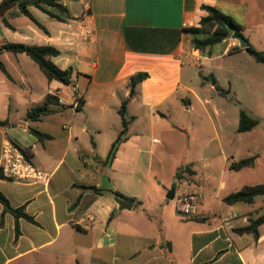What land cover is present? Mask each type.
<instances>
[{
	"label": "crops",
	"instance_id": "0c3cea01",
	"mask_svg": "<svg viewBox=\"0 0 264 264\" xmlns=\"http://www.w3.org/2000/svg\"><path fill=\"white\" fill-rule=\"evenodd\" d=\"M64 5L65 22L30 8L44 29L16 7L1 12L9 26L0 18V45L56 47L61 55L54 62L73 71L84 103L75 109V93L68 96L63 84L48 81L26 54H0L8 72L0 69V121L8 120L0 127V192L13 209L24 208L36 221L20 219L16 236V218L0 202V264H264V224L258 237L235 231L264 215V195L250 204L223 201L246 186L264 184V150L240 159L258 155L254 166L230 168L240 160L221 141L218 106L205 82V94L198 93L185 70L192 62L203 68L201 58L210 69L215 59L240 47L232 35L217 44L218 55L217 45L206 51L210 55L193 49L186 30L200 25L207 15L203 6L230 16L249 44L264 51V0H64ZM86 29L91 36H82ZM139 73L148 78L130 97V79ZM210 89L225 91L218 79ZM49 94L63 100L62 109L28 121V112ZM128 99V131L108 163L122 131L119 109ZM113 114L121 128L106 135ZM187 120L194 132L206 125L211 134L192 146ZM258 121L253 130L238 133H252ZM30 128L53 138L41 142ZM6 144L30 149L29 161L44 180L6 175L1 169ZM256 172L262 175L258 182L250 179ZM107 183L134 202L131 210L118 209ZM184 196L194 199L191 215L178 212Z\"/></svg>",
	"mask_w": 264,
	"mask_h": 264
},
{
	"label": "trees",
	"instance_id": "16d2710c",
	"mask_svg": "<svg viewBox=\"0 0 264 264\" xmlns=\"http://www.w3.org/2000/svg\"><path fill=\"white\" fill-rule=\"evenodd\" d=\"M11 6L18 8L20 13L28 17L35 25H37L41 29L44 28L31 14V7H35L51 18L61 22H65L66 19L69 18L68 12H66V7L64 5V0H3L0 3V18L7 26H9V23L4 17L1 16V12ZM202 9L207 12V15L201 19L200 25L198 27H190L186 30L187 33H190L192 35V46L195 51L204 53L207 50L212 49L214 46L221 43L224 39L228 38L230 30L233 31V38L244 37L242 28L230 16L222 13L215 7L203 6ZM240 50H245L254 58L257 63L264 66V51H257L250 45L247 49L235 47L230 52L233 53ZM3 52H11L16 55L26 54L37 64L48 81H57L64 86H74L73 71L70 69H62L57 64H55L54 59L58 58L61 55V52L54 46L27 45L23 43L6 42L0 45V54H2ZM0 69L8 75L6 67L1 59ZM147 78L148 74L139 73L137 75H134L130 79V97L134 95L135 88ZM59 99L60 98L57 96L51 94L47 95L41 105L32 108L28 112L27 120L31 122H37L45 116L57 113L62 109ZM80 102L81 105L84 103L83 98H81ZM128 103L129 99L125 100L119 109V115L122 120V131L118 135L117 139L112 143L111 149L106 159L108 163H110L115 158L119 145L125 140L129 125V122L126 118ZM7 124L8 120L0 121V127H4ZM258 124L259 121L257 119L252 118L247 112L243 110L240 111L238 127V131L240 133L251 131L256 126H258ZM29 131L34 134L41 142L53 138L51 135L43 134L36 129L30 128ZM21 152L26 157V159H31L32 153L30 149H22ZM257 158L258 155H255L253 157L240 160L239 162L233 163L230 168L232 170L239 171L244 168L252 167L255 165ZM182 173L183 171H179L176 175V178L181 179ZM95 191L101 193L106 192V190L104 189H95ZM263 195L264 184L256 186H246L236 193L229 194L223 199V201L228 205H235L238 203L250 204L254 202L256 197ZM0 202L4 205L5 211L12 213L16 218V236H18L20 233L18 226V222L20 219H25L30 223H36L34 218L25 212L24 208L13 209L10 206L8 199L1 192ZM262 224H264V215L257 219L250 220L249 225H247L246 227L237 228L235 229V231L239 234L248 233L253 234L255 237H258V229Z\"/></svg>",
	"mask_w": 264,
	"mask_h": 264
},
{
	"label": "rangeland",
	"instance_id": "374dc122",
	"mask_svg": "<svg viewBox=\"0 0 264 264\" xmlns=\"http://www.w3.org/2000/svg\"><path fill=\"white\" fill-rule=\"evenodd\" d=\"M219 47L221 46L217 45L214 48V55L217 54V50L220 49ZM205 53L206 55H210V52ZM27 59L30 61L31 67L38 71L36 64L30 58ZM200 61L203 68L193 65L192 62L190 65L185 66V70L191 75L189 78L193 80V86L198 93L205 94L202 88L204 82L208 86L210 96L218 106L220 113L219 122L224 128L220 133V138L224 143L227 154L235 152L236 158L240 160L253 154V152L263 151L264 66L256 63L247 52H233L228 57L215 59L211 63L212 67L210 69L206 65L209 63L205 62L203 58ZM58 66L63 67V64L59 63ZM213 78L218 79V84L222 86L225 90L224 92L212 91L210 89V86L215 83ZM229 85L230 90L228 89ZM63 89L68 96L70 93L76 92L74 86H63ZM241 110L247 112L255 119H260V126L250 134H239L237 131ZM196 114L199 115L197 111ZM91 116H95L93 111ZM113 119H115V123L108 124L104 134L110 135L112 132H116V127L121 128L120 117L113 114ZM196 126L197 128L200 126L199 122L196 123ZM185 128L188 134V141L192 146L198 143L197 140L204 141L211 134V130L206 125L203 126L204 129L202 131L194 132L191 121L185 125ZM104 152H107L106 148L103 151V155ZM250 179L258 182L262 179V175L256 172L255 175H250ZM182 184H184V181Z\"/></svg>",
	"mask_w": 264,
	"mask_h": 264
},
{
	"label": "built area",
	"instance_id": "2783aa9c",
	"mask_svg": "<svg viewBox=\"0 0 264 264\" xmlns=\"http://www.w3.org/2000/svg\"><path fill=\"white\" fill-rule=\"evenodd\" d=\"M187 27V24L184 25ZM91 29H86L83 33V37H89L92 35ZM75 100L73 107L77 109L81 106V97L77 94L75 89ZM60 103H63L62 99H59ZM1 169L2 171L13 178L30 181H41L44 180V174L39 171L21 151L11 144H6L1 153ZM191 197H180L177 201L178 212L191 215L194 211V205Z\"/></svg>",
	"mask_w": 264,
	"mask_h": 264
},
{
	"label": "water",
	"instance_id": "95a60500",
	"mask_svg": "<svg viewBox=\"0 0 264 264\" xmlns=\"http://www.w3.org/2000/svg\"><path fill=\"white\" fill-rule=\"evenodd\" d=\"M233 35V31L230 30L229 36L231 37ZM237 40L240 43V47L242 49L249 48L250 44L244 37H238ZM104 188L107 189L108 195L112 198V200L118 205L119 210H131L132 206L134 204L133 201L127 200L124 197L120 196L119 194L113 192L112 187L107 183L104 185ZM175 196V189H172L171 192L168 194L167 198L169 200H173Z\"/></svg>",
	"mask_w": 264,
	"mask_h": 264
}]
</instances>
